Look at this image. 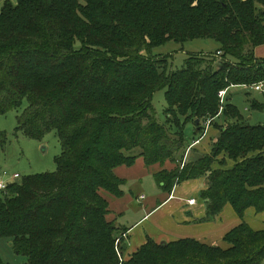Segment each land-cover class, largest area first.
Here are the masks:
<instances>
[{"label": "trees", "instance_id": "16d2710c", "mask_svg": "<svg viewBox=\"0 0 264 264\" xmlns=\"http://www.w3.org/2000/svg\"><path fill=\"white\" fill-rule=\"evenodd\" d=\"M196 39L220 48L176 71L152 54ZM261 45L264 0H0V115L27 101L16 132L37 141L55 132L61 145L56 172L20 177L0 195V240L25 264L264 263V230L244 221L249 209L264 214V125H251L229 94L223 105L219 97L264 83ZM162 89L165 123L153 105ZM219 117L210 153L183 163L187 127L195 142ZM7 144L0 131V151ZM139 159L160 166L153 176L166 194L206 177L208 219L231 206L242 223L223 246L149 239L121 261L117 240L129 230L117 235L102 192L122 198L127 182L116 170ZM0 264H8L1 254Z\"/></svg>", "mask_w": 264, "mask_h": 264}, {"label": "rangeland", "instance_id": "374dc122", "mask_svg": "<svg viewBox=\"0 0 264 264\" xmlns=\"http://www.w3.org/2000/svg\"><path fill=\"white\" fill-rule=\"evenodd\" d=\"M11 1L15 2V0ZM219 48L220 45L216 41L210 39H196L183 44L171 41L163 46L155 48L152 51V54L154 56L168 57L170 67L169 69L176 71L185 68V61L190 56L200 55L206 57L212 54L215 55L216 51ZM229 94L232 96L231 102L239 109L243 117L250 120V123L252 125H264V110H258L252 107L253 101L264 105V91L257 92L254 88L237 86L230 88ZM153 105L156 109L158 121L160 123H165V109L167 108V103L165 101V89L159 90L155 93ZM27 106V101H24L23 105L19 109L11 111L5 115H0V131L6 132L8 135L7 147L4 151H0V173L3 177V172H7V176L3 179H5L9 183L13 182L12 178L16 173L20 175L21 178H24L35 174L56 172V159L61 154V145L55 132L47 135L46 138L42 141L29 139L23 133L16 132L17 117L24 111ZM220 118L221 117H219L217 121L211 120L209 126H207L206 124V129L203 137L195 142L194 139L196 137L194 138V133H192L191 131V126L187 127L186 131H188V134H186L185 138L188 143H191V145L187 148L186 151L182 150L179 153V159L182 154L185 156L183 163L185 161L189 162L190 157L193 155H204L205 150L203 148L199 149V146H202L201 144H203L202 142L205 138L206 141L204 143H208L210 141L211 145L214 140L216 141V138L219 135L220 125H224L223 121H225L223 118ZM211 134H214L215 136H211ZM154 167V170L146 168L143 163V159H141V161H139L134 168L126 169L127 171L125 172H120V175L126 177L130 181V188H128L130 189L132 193L131 196L133 198L131 205L124 201L115 204L112 200H115L116 198L111 197L106 192H102V195L109 200L110 208L112 207L111 209L113 211L109 216V220L115 221L114 223L119 229V232L117 233L118 236H121L124 233V228H129L130 226H132V224L135 223V221L139 219V208H145L147 205H149L150 201L153 198H156L157 201H160L164 198L160 186L157 185L153 177V173L159 171L158 165ZM166 167L169 170H172L175 168V165L167 163ZM141 180H143V183L141 182ZM128 194L130 193L128 192ZM140 195H144L145 199H139ZM168 208L169 206L167 207L166 211H163L162 213L152 217L150 220H145L143 223H141L140 229H136V231L133 233L134 238L136 237V235H142V233H144V230L148 231L149 228L154 224V222L159 219L160 215L164 214V212L165 215H167L166 213L168 212ZM229 210H231V208L227 207L223 211L224 213L222 220L224 222L226 220L227 222H231V220L229 219ZM119 211H122L123 214L118 215ZM250 212L251 213H249L248 211L244 221L248 223L252 228H264V215L257 214L254 211ZM167 219L168 222L171 223L168 216ZM209 220L210 219H208L207 221L209 222ZM211 220L214 221V219ZM1 242H3L4 249L1 251L3 257L2 259L6 263L25 264L27 262L26 257L18 256L12 251L8 244L9 240L2 239ZM139 249H137V251ZM125 253L120 250L119 255L117 252L118 257L121 261L129 259V257L132 256L135 252L132 250H128V254Z\"/></svg>", "mask_w": 264, "mask_h": 264}, {"label": "crops", "instance_id": "0c3cea01", "mask_svg": "<svg viewBox=\"0 0 264 264\" xmlns=\"http://www.w3.org/2000/svg\"><path fill=\"white\" fill-rule=\"evenodd\" d=\"M255 56L257 59H264V45H261L255 49ZM261 84L264 87V83H261ZM263 91H264V88H263ZM263 91H257V92H263ZM229 93H230V90L229 92H227V95ZM227 98L231 102L232 96L231 95L227 96ZM253 102H256V101H253ZM260 105L262 106V108L258 110H264V105L262 104ZM254 109H257V108H254ZM247 120L250 123V120L249 119ZM223 122L225 124V121ZM259 125H262V124H259ZM211 136H215V135L211 134ZM205 139L202 142L203 144H201L202 146H199L200 148L198 147L199 149L203 148L205 150L204 155L210 153L209 149L211 150V146H212L210 141L208 143H204L206 141ZM200 156L202 155H197V154L193 155L190 157V160H193ZM139 161H141V159H139L137 163ZM126 169H132V168L121 167L116 170V174L122 179H125L127 183L125 186H123L124 196L120 199L116 198L115 200H112L114 201L115 204L124 201L131 205V202L133 201V198L131 196L132 193L129 189L130 181L126 177H123L122 175H120V172H125L127 171ZM151 169L154 170L155 167ZM160 169H161L160 166H158V170ZM1 178H2V175L0 173V179ZM141 182L143 183V180H141ZM207 187H208V180L206 177L196 179V180H191L183 184L177 185L173 189L171 194H166L162 192L164 196L162 200L157 201L156 198H153L150 201L149 205L146 206L147 208L146 207L139 208V211H138L139 216H140L139 219L135 221V223L132 224V226H130L129 228L126 227V229H128L129 231L127 232L126 236L123 238V246L124 245L127 246V248L125 249V252H126L125 254H128V250H132L136 252L137 249H139L142 245L146 244L149 239H152L157 243H164V242L171 243V242H175V241L182 240V239H195V240H198L208 245L223 246L224 236L229 231H231L232 229L240 225L242 221L235 214L233 208L231 206H227L231 208V210H229L230 211L229 219L231 220V222H227V220L224 222L222 220L224 212L219 217L215 218L214 221L209 220L208 222L207 221L208 220L207 204L204 201V199H202L201 197V193L204 190H206ZM128 192L130 194H128ZM139 199L144 200L145 199L144 195H140ZM193 199L196 200V203L193 205H190L188 202ZM168 206L169 208H168V212L166 213L167 215H165V212H164V214L160 215L159 219L154 222V224L149 228L148 231L144 230L143 231L144 233H142V235H136V237L134 238L133 233L136 231V229L138 228L140 229L141 223H143L145 220H150L152 217L156 216L157 214L162 213L163 211H166ZM111 211L113 210L111 209ZM248 211L249 213H251L250 211L255 212L254 209H249ZM248 211L246 212V214L248 213ZM120 214H123V212L119 211L118 215ZM167 216L169 217L171 223L168 222ZM253 229L264 230V228L262 229L253 228ZM169 236H172V237H169ZM8 244H9V247L12 249L11 243L9 242ZM2 250H4L3 242H1L0 240L1 257H2V253H1Z\"/></svg>", "mask_w": 264, "mask_h": 264}, {"label": "built area", "instance_id": "2783aa9c", "mask_svg": "<svg viewBox=\"0 0 264 264\" xmlns=\"http://www.w3.org/2000/svg\"><path fill=\"white\" fill-rule=\"evenodd\" d=\"M219 55L221 53H218ZM251 88H254L256 91H263V85L262 84H258V85H254L252 86ZM226 95H227V90H224V91H221L219 93V97L221 99V104L223 105L224 101H225V98H226ZM211 123V120H209L207 122V126H209ZM7 176V172H3V177L0 179V195H3L6 193L7 189H8V186H9V182H7L5 179H3L4 177ZM20 178V175L18 174H15L12 178V181H15V180H18ZM190 205H193L196 203V200L193 199V200H190L188 202ZM126 235L122 236L120 239L117 240V244H116V249H117V252L118 254L120 255V250H121V246H123V238L125 237Z\"/></svg>", "mask_w": 264, "mask_h": 264}, {"label": "water", "instance_id": "95a60500", "mask_svg": "<svg viewBox=\"0 0 264 264\" xmlns=\"http://www.w3.org/2000/svg\"><path fill=\"white\" fill-rule=\"evenodd\" d=\"M198 123H199V122H198ZM123 248H124V249H126V248H127V246H125V245H124V246H123Z\"/></svg>", "mask_w": 264, "mask_h": 264}]
</instances>
